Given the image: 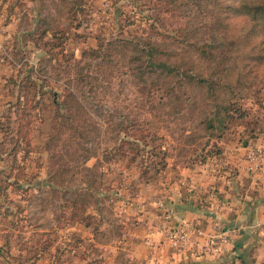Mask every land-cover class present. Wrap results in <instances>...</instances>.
Segmentation results:
<instances>
[{
    "label": "rangeland",
    "instance_id": "obj_1",
    "mask_svg": "<svg viewBox=\"0 0 264 264\" xmlns=\"http://www.w3.org/2000/svg\"><path fill=\"white\" fill-rule=\"evenodd\" d=\"M15 1L0 0V249H3V259L9 264H35L43 251H48L51 260L52 255L58 256L63 251L62 258L57 257L51 264H62V261L64 264H130L126 260L127 233L138 227L134 217L144 192L142 186L150 180L165 178L170 171L219 158L224 141L239 138L240 126L250 122L253 126L258 122L264 126V81L259 83V78L253 76H248L245 82L241 80L243 93L233 101L243 116L237 118L239 113H230L228 132L231 133L227 134L216 130L206 132L196 123L200 110L208 108L206 96L199 89L193 91L190 86L182 89L185 93L191 92L192 102L181 103L180 112H175V103L168 97L164 105L156 101L153 105L156 108L150 110L153 107L142 106L148 94L147 84L126 73H115V77L103 79L101 84L107 87L110 82L111 85L99 89L98 96L96 93L90 99L83 98L86 113L77 115L79 121L72 125L62 123L63 118H56V107L62 109V100L75 87L74 76L70 83L67 74L74 75L76 66L70 68L66 62L58 63L55 65L57 74L48 67L49 72L41 76L47 78L42 87L38 79L31 77L35 87L40 86L44 93L40 105L34 107L39 95L26 78L27 64L36 67L39 59L46 58L44 51L48 50L57 52L56 58L61 59L60 52H63L67 56L73 54L78 60L82 48L96 47L97 40L114 37L120 29L125 37L132 39V32H143L145 20L139 18L144 15L159 16L164 24L161 32L185 25L181 1L174 3L177 9L173 10L164 2L143 0L150 9L145 6L141 16L139 8L129 5L130 0H85L88 15L84 24L79 29L69 30L70 37L54 48L51 43L44 44L50 35L45 41L37 42V46L35 40L26 35L33 25L31 12L36 3L19 0L20 4H13ZM207 10L204 6L195 9L187 25L195 29L193 41L198 46L215 37H224L226 32L216 27L215 19ZM56 17L60 24L67 25V20H62L58 14ZM131 21L134 24H127ZM231 21L234 25L227 31L237 35L241 29L240 19ZM83 31L92 33L86 41L79 38ZM171 46L182 53L187 47L177 42ZM191 54L198 69H204L207 63L196 53ZM50 57L51 54L47 55ZM115 57L113 53L111 58ZM117 58H120L119 53ZM90 73L97 76V67H92ZM262 74L263 64L259 67V77ZM251 80L254 83L249 89ZM89 94L93 92L88 91ZM25 111L29 115L23 116ZM117 122H122L124 131L118 138L124 137L130 143L124 146V157L106 154L107 158H102L100 154L97 158V150L115 144L117 132L113 127L110 129L109 123ZM21 125L26 137L20 139L19 147L15 148ZM142 130L147 132L144 139L148 145L141 147L142 152L137 155L133 149L141 144L135 138H140ZM57 131L61 132V140L49 142L51 135L53 138L58 135ZM73 136L78 137L74 140ZM159 143L163 148H151ZM214 148L218 149L219 156L212 157ZM94 153L95 156L86 158ZM131 155L138 156H135L136 162L141 161L143 155L151 156L154 163L162 159L160 173L143 181L138 177L140 171L136 163L127 161Z\"/></svg>",
    "mask_w": 264,
    "mask_h": 264
},
{
    "label": "trees",
    "instance_id": "obj_2",
    "mask_svg": "<svg viewBox=\"0 0 264 264\" xmlns=\"http://www.w3.org/2000/svg\"><path fill=\"white\" fill-rule=\"evenodd\" d=\"M147 1L143 2L142 0V3L140 0H130L129 5L131 4L136 9L139 8L137 10L143 16ZM153 1L159 4L164 2L170 5L171 9H177V4H174L177 0ZM180 1V11L184 15L185 25H177L171 30L161 32L160 28H164L161 18L159 16L144 15L142 18H139L141 21L145 20L144 24H146L141 34L134 31L132 32L134 35H132L133 38L131 39V36L125 37L122 29H120L114 37L97 40L96 47L82 48L80 51L81 58L78 60L74 58L73 54L67 56L63 52H60L61 59H59L58 57L56 58L57 52L44 51L46 58L43 61V58L39 59L36 67L27 64L25 69L28 72L26 78L29 80V85L33 86L36 89L35 93L39 95V99L36 101L34 107L40 105L41 97L44 94L41 92L40 86L42 87L47 82V78L41 76H45L49 72L48 67H51L56 73L57 67L55 65L66 62L70 68L72 65L76 66L74 75L67 74L69 82H72V76H74L76 83L75 89L73 88L62 100V109L56 107V118H63L62 123L72 125L73 122L79 121L77 115L79 113H86V107L82 103L84 101L83 98L90 99L96 93L98 96L99 89L106 87L100 83L103 79H108L109 76L115 77V73H118V75L126 73L135 77L141 83L147 84L145 91H148V94L144 99L146 102L142 106L153 107L156 101L158 105H164L165 102L163 101L168 97L170 98L169 101L171 100L175 103V112H180L182 107H179V105L181 103L192 102L191 92L185 93L182 89H185L187 86H190L192 90L194 88L199 89L206 96L208 108L200 110L199 120L196 123L206 132L216 130L225 134L231 133V131L228 132L229 118H231L230 113L232 111L239 113L237 118H242L243 116L242 111L238 112L240 110L236 108L237 104L233 101V98L243 93L244 86L241 84V80L245 82L244 79H247L248 76H253L254 78H259V83H263L264 81V74L260 77L258 75L259 67L262 64L264 65V0ZM33 2L36 3L31 12L33 25L30 30L26 31V35L35 40L36 46L37 42L45 41L44 39L49 35L50 38L44 44L51 43V45H54L53 48L61 46L62 42L70 37L68 31L76 28L79 29L84 24V20H86L88 15L85 0H32ZM15 3L20 4L19 0L13 2V4ZM201 6H204L211 13L213 19H215L216 27L222 30L225 29L226 32L224 33V37H215L198 46L193 41L195 29L187 25L190 23L189 17L191 14ZM145 9L150 8L146 6ZM164 11L167 12L168 8H165ZM57 14L62 17V20H67L66 26L62 22L60 24L56 17ZM82 15L84 16L82 17ZM235 18H239L241 24V29L237 35L235 32L229 34L227 31L229 26L234 25L231 20ZM127 24H134V22H127ZM85 25L88 24L86 23ZM17 30L19 32L18 27ZM176 31H179L180 35ZM89 36H92L91 32L83 31V33L79 34V38L83 37L85 41ZM174 42L185 44L187 46L186 50H184L185 53L171 48ZM113 53H115L116 57L112 59L111 55ZM118 53L120 54V58H117ZM191 53H196L201 60L207 63L204 69H198L199 67L193 63V54ZM49 54L52 57L47 58ZM85 58L87 60H84ZM93 61H96V63H93ZM78 64L83 65L78 66ZM92 67H97V76L90 73ZM65 72L69 73V70ZM31 77L40 81L39 87H35V84L31 81ZM96 80L97 92H95ZM253 83L252 80L248 81L247 87L250 89ZM107 84L106 88L111 85L110 82H107ZM259 89L256 91H259ZM88 91L90 93L93 92V94L87 95ZM155 108L153 107L150 110ZM22 114L23 116H27L29 112L25 111ZM23 127L21 125L17 131V134H19L14 143L15 148L19 147L20 139L26 137L25 130H22ZM98 127L99 124L97 123V129H99ZM109 127L110 129L113 127V130H116L117 140L113 146L97 150V158H99L100 154L102 158H107L106 154L108 156L121 154L119 156H122L125 154L124 146L130 144L124 137L118 138L120 133L124 132L122 130V122H117L116 124L109 123ZM240 127L242 129L237 132V135L241 139L240 141L245 138L256 137L264 132V126H261L259 122L254 126L250 122L244 127ZM142 131L140 132V138H135L141 144L133 149L137 155H140V152H142L141 147L148 145L144 139V137H147V132L146 130ZM57 132L58 135L55 138H53V135L49 137V142L61 140V132ZM77 137L73 136L72 138L75 140ZM219 139L221 140V137ZM158 147L163 148L160 143L151 148ZM214 149L215 152L211 153L212 157L219 156L218 149ZM89 155L95 156L96 154H88L86 158ZM137 155H131L127 161L136 163L135 165L140 171L138 177L143 181L147 182L154 175L160 173V166H163L162 159L154 163L151 156L146 158L143 155L144 158L136 162L137 158L135 156ZM202 162H205V160L199 161L189 166V168L200 165ZM150 172L154 173L149 174ZM131 198L133 199V197ZM63 248L61 249L63 250ZM59 256L62 258L63 251L59 252L58 256L55 254L53 257L52 255L50 264Z\"/></svg>",
    "mask_w": 264,
    "mask_h": 264
},
{
    "label": "crops",
    "instance_id": "obj_3",
    "mask_svg": "<svg viewBox=\"0 0 264 264\" xmlns=\"http://www.w3.org/2000/svg\"><path fill=\"white\" fill-rule=\"evenodd\" d=\"M256 149L264 150V132L224 141L219 158L170 171L142 186L134 217L138 227L127 233L128 263L264 264V158L257 163L249 159ZM183 223L189 239L175 245L168 234ZM218 228L227 238L215 252L208 243ZM47 254L43 251L35 264H50ZM0 264H9L3 249Z\"/></svg>",
    "mask_w": 264,
    "mask_h": 264
},
{
    "label": "built area",
    "instance_id": "obj_4",
    "mask_svg": "<svg viewBox=\"0 0 264 264\" xmlns=\"http://www.w3.org/2000/svg\"><path fill=\"white\" fill-rule=\"evenodd\" d=\"M259 158H264V150L256 149L249 153V159L255 161ZM189 228L186 223L181 224L177 229L171 230L170 239L175 245L186 242L189 239ZM226 231L224 229H216L214 235L210 236L208 243V248L212 251L219 252L222 248V245L226 242Z\"/></svg>",
    "mask_w": 264,
    "mask_h": 264
}]
</instances>
